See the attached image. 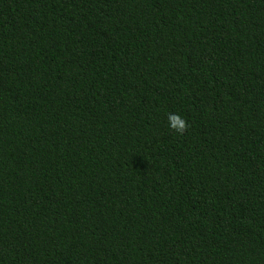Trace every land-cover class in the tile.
I'll return each instance as SVG.
<instances>
[{
	"label": "trees",
	"instance_id": "trees-1",
	"mask_svg": "<svg viewBox=\"0 0 264 264\" xmlns=\"http://www.w3.org/2000/svg\"><path fill=\"white\" fill-rule=\"evenodd\" d=\"M0 264H264V0H0Z\"/></svg>",
	"mask_w": 264,
	"mask_h": 264
},
{
	"label": "clouds",
	"instance_id": "clouds-1",
	"mask_svg": "<svg viewBox=\"0 0 264 264\" xmlns=\"http://www.w3.org/2000/svg\"><path fill=\"white\" fill-rule=\"evenodd\" d=\"M168 127L176 133H181L186 127L185 120L178 113H169L167 116Z\"/></svg>",
	"mask_w": 264,
	"mask_h": 264
}]
</instances>
